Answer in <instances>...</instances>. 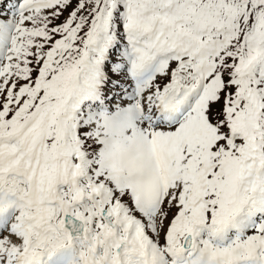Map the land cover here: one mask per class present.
I'll return each mask as SVG.
<instances>
[{
  "label": "snow or ice",
  "instance_id": "6c2138e0",
  "mask_svg": "<svg viewBox=\"0 0 264 264\" xmlns=\"http://www.w3.org/2000/svg\"><path fill=\"white\" fill-rule=\"evenodd\" d=\"M0 264H264V0H0Z\"/></svg>",
  "mask_w": 264,
  "mask_h": 264
}]
</instances>
